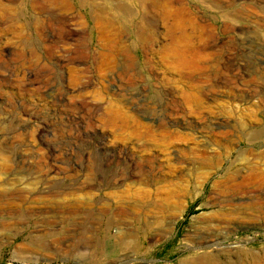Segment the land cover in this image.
Listing matches in <instances>:
<instances>
[{"label":"rangeland","instance_id":"rangeland-1","mask_svg":"<svg viewBox=\"0 0 264 264\" xmlns=\"http://www.w3.org/2000/svg\"><path fill=\"white\" fill-rule=\"evenodd\" d=\"M0 1V264H264V180L224 188L264 171V0H162L185 11L190 74L162 62L165 25L134 0L132 18L111 0ZM115 35L132 63L110 65Z\"/></svg>","mask_w":264,"mask_h":264},{"label":"bare ground","instance_id":"bare-ground-1","mask_svg":"<svg viewBox=\"0 0 264 264\" xmlns=\"http://www.w3.org/2000/svg\"><path fill=\"white\" fill-rule=\"evenodd\" d=\"M47 2L54 4V5H58L60 6L61 10L64 11L66 9H68V2L67 0H46ZM96 1L97 0H78V3L81 4H87L88 7H91L92 10H96V11H103V7H99L96 5ZM99 1H105L106 0H99ZM129 1V0H127ZM132 1V0H130ZM129 1V2H130ZM200 2H206L207 4H209V2L211 3L210 0H198ZM218 1V0H217ZM114 3V5H112ZM214 2L216 3V1L214 0ZM213 2L212 6L215 5V3ZM111 5L114 6L113 8L117 11H125V15L127 16V18H132V11L130 9V6H127L125 4V6L121 5L119 0H111ZM124 3H126V0H124ZM163 1L162 0H134V4L136 5H140L143 6L144 12L145 13H156L157 17L159 18V20L165 25V31L162 32V38H167V43L160 45L158 47V50L156 51L159 55H161L162 57V62L163 59H167V61L171 64L169 66V68H171L175 73H181V72H187L188 74H190L194 69H196L197 67V62H195L194 59L190 60L186 57L185 52L188 51L189 46H190V39L189 37L185 34V30H183L184 28V18H185V11L181 10V9H177L176 11H172L170 10L171 7H169V9L165 8V6L162 4ZM128 4V3H127ZM176 4H180L178 2H176ZM32 7V6H31ZM10 8V5L8 3H5L3 1H0V10L5 12L7 9ZM228 18V14L224 16V19ZM94 19H96L95 21V25L96 27L98 26V28L100 30H102V32H104L105 30H109L110 26L109 24H102L100 21L99 17H95ZM112 19V18H111ZM120 19V18H119ZM190 19V17H189ZM191 20V19H190ZM109 23H111L109 21ZM189 23V27L190 30L191 28L194 30H199L197 28V26L194 23ZM188 28V24L186 26ZM185 27V28H186ZM6 29V27H0V31H4ZM111 29V28H110ZM202 29V28H201ZM189 30V29H188ZM202 31V30H201ZM110 32V30H109ZM147 32V31H145ZM193 32V31H191ZM199 33V31H197ZM205 34V33H204ZM189 35V34H188ZM201 35V33H200ZM197 36V35H196ZM195 36V37H196ZM136 37L138 39V41L141 43L143 49H151L154 47L153 43L155 41V35L150 36V34H145L142 32H139L136 34ZM161 37V35H160ZM199 37V36H197ZM196 37V38H197ZM202 37V36H201ZM207 37V36H206ZM161 39V38H160ZM211 39V38H210ZM198 40V38L196 39ZM122 40L118 39V37L115 35L114 37H112V49H113V54H112V58H111V63L110 65L115 63L116 57L118 55H125L127 58V62L130 63L131 62V58L128 55V50L126 48L123 47L122 44ZM198 42V41H197ZM205 43V42H203ZM197 45V43H196ZM196 47V46H195ZM191 48V47H190ZM199 49V46L197 47ZM203 49V48H202ZM197 51V50H196ZM191 53L192 50H191ZM199 52L197 51L196 54H198ZM195 54V53H194ZM195 54V55H196ZM202 54V53H201ZM205 54V53H204ZM207 55V54H206ZM194 57V56H193ZM148 58V57H147ZM211 59V58H210ZM202 60V59H200ZM207 60V59H206ZM166 61V62H167ZM133 62V61H132ZM131 62V63H132ZM203 62V61H202ZM209 62V61H207ZM116 64V63H115ZM203 68H205L206 66H201ZM200 68V67H199ZM126 69V68H125ZM206 69V68H205ZM123 75L127 76V71L122 72ZM116 74V73H115ZM130 74V73H129ZM203 74V73H202ZM199 75V74H198ZM207 75V74H206ZM179 76V75H178ZM182 77V76H180ZM132 78V77H131ZM183 78V77H182ZM198 78V77H197ZM132 80V79H131ZM197 80V79H196ZM183 81V80H182ZM199 87H197L198 89ZM196 89V88H195ZM192 90V89H191ZM200 90V89H199ZM197 92V91H196ZM200 92V91H199ZM232 95V93H231ZM230 95V96H231ZM181 99H183L185 102H192V103H196V104H200L199 103V99L192 94V92H183L182 93V97ZM182 100V101H183ZM202 102V100H201ZM204 104V103H203ZM185 105V104H184ZM201 105V104H200ZM224 106V105H223ZM202 107V106H201ZM194 108V106H193ZM221 108V107H220ZM203 109V107L201 108ZM197 110V109H196ZM207 112V111H206ZM108 114L110 116H112L111 118L113 119L111 123H113L115 120L117 119H122L125 120V118L122 116L121 111L119 109H117L116 107H112L111 109L108 110ZM246 115V114H245ZM206 118V116H205ZM250 118V117H249ZM242 124V123H241ZM239 125V123H238ZM219 137V136H217ZM223 138V137H222ZM220 142V141H219ZM230 142V141H229ZM228 142V143H229ZM231 143H233L231 141ZM230 143V145H231ZM209 145V143H208ZM229 145V146H230ZM234 145V143H233ZM210 146V145H209ZM220 146V145H219ZM219 148V147H218ZM225 149V148H224ZM222 150V149H221ZM203 151V150H202ZM203 153V152H202ZM202 153H200L201 155H203ZM210 153V152H209ZM205 154V153H204ZM202 157V156H201ZM216 159V158H215ZM150 161V160H149ZM207 161V160H205ZM156 162V161H155ZM152 164V163H151ZM158 166V165H157ZM173 167V166H172ZM253 168V167H252ZM184 169V168H183ZM136 171V170H135ZM191 171V170H190ZM251 173H249V175H247L246 177H242V179L240 181H236V179L233 178H229L228 181L225 182V187L226 189H228L231 192H234L235 194H244L247 192L249 185H252L253 188H260L261 187V182L264 180V171H260L259 169H256L255 167L249 171ZM263 172V173H262ZM147 173V171H146ZM187 173V172H186ZM130 174V173H129ZM151 171H150V175H151ZM156 174V173H155ZM201 174V172H200ZM182 175V174H181ZM188 175V174H186ZM156 176V175H155ZM184 176V175H183ZM182 176V177H183ZM189 176V175H188ZM138 177V176H137ZM151 177V176H150ZM149 177V178H150ZM239 178V177H238ZM151 179V178H150ZM240 179V178H239ZM152 180V179H151ZM186 180V179H185ZM139 181V180H138ZM150 182V181H149ZM152 182V181H151ZM154 183V180H153ZM177 183V182H176ZM175 184V183H174ZM228 184V185H227ZM148 185V184H147ZM221 185V184H220ZM136 186V185H135ZM185 186V185H184ZM169 187V186H167ZM179 187V185H178ZM177 187V188H178ZM250 187V188H252ZM133 188V187H132ZM249 188V190H251ZM131 189V188H130ZM146 190V189H144ZM158 189H156L157 192ZM178 190V189H177ZM187 190V189H186ZM218 190V189H217ZM248 190V191H249ZM131 191V190H130ZM134 191V190H133ZM149 191V189L147 190ZM147 191H139V189H137L135 192H133V194H129V196H131L133 199L136 198L137 196H141L143 198H146L148 196H150L149 192ZM183 192L184 189L179 187V192ZM165 193H163L164 195H169V197L176 196L178 194V191H172V194L170 193L169 190H164ZM131 193V192H130ZM152 193V192H151ZM158 193V192H157ZM186 193V192H185ZM156 194V193H155ZM183 194V193H182ZM228 194V193H227ZM126 196V194H123ZM158 195V194H157ZM121 196V195H120ZM124 196V198H125ZM159 196V195H158ZM181 196V195H180ZM165 197V196H164ZM122 198V197H121ZM154 199V198H153ZM173 199V197H172ZM129 200V199H128ZM155 200V199H154ZM170 200V198H169ZM153 202V201H150ZM167 202V201H166ZM169 203V202H168ZM152 204V203H151ZM161 204V203H160ZM147 205V204H146ZM150 205V203H149ZM165 206V205H164ZM168 208V207H167ZM170 208V207H169ZM160 210V209H159ZM159 212V211H158ZM179 212V211H178ZM182 212V211H181ZM139 216V215H138ZM158 221V220H156ZM143 222V221H142ZM149 222V221H148ZM148 223H145L144 227L146 226V232L149 230L148 226L146 225ZM156 224V223H155ZM159 236V235H158ZM154 238V237H153ZM129 243L125 242L124 246H126V248H129ZM133 245V244H132ZM202 256V255H201ZM251 257V256H250ZM195 259V258H194ZM251 259V258H250ZM254 260V259H253ZM247 261V260H246ZM185 264H219L215 257L213 256H202L201 258L198 257V259L196 260H188L185 261Z\"/></svg>","mask_w":264,"mask_h":264}]
</instances>
